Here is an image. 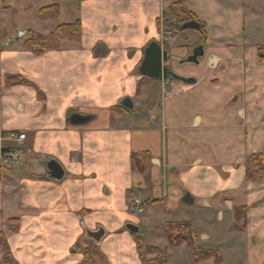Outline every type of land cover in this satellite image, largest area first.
I'll list each match as a JSON object with an SVG mask.
<instances>
[{
	"label": "crops",
	"instance_id": "0c3cea01",
	"mask_svg": "<svg viewBox=\"0 0 264 264\" xmlns=\"http://www.w3.org/2000/svg\"><path fill=\"white\" fill-rule=\"evenodd\" d=\"M18 1L0 7V152H25L22 165L0 178V231L16 264H79L75 247L89 250L93 264H141L125 225L142 236L214 212L233 224L234 207L245 211L247 264H264V176L248 181L244 168L264 147V0H55L59 15L39 19L40 34L79 20L80 40L41 56L24 49L25 29L5 27ZM175 2L203 29L163 42L161 20ZM153 42L167 53L165 65L193 85L140 74ZM199 45V63H184ZM5 77L31 85L6 86ZM75 115L85 120L73 124ZM132 154L149 156L142 173L131 167ZM51 160L62 179L48 176ZM138 193L148 203L140 217L129 211ZM9 219L19 220L16 232ZM191 224L200 245L222 239V230L209 236ZM98 230L104 236L95 243L87 232ZM168 249L177 264L193 261L187 247Z\"/></svg>",
	"mask_w": 264,
	"mask_h": 264
},
{
	"label": "trees",
	"instance_id": "16d2710c",
	"mask_svg": "<svg viewBox=\"0 0 264 264\" xmlns=\"http://www.w3.org/2000/svg\"><path fill=\"white\" fill-rule=\"evenodd\" d=\"M81 2L83 0H75ZM172 7H179L180 14L183 16V20L176 22L173 20L171 25L179 32L180 27L188 22H196V18L189 13L180 2H175L171 5ZM59 4H52L41 8L38 11V18L42 21L53 19L58 16ZM201 31L203 27L200 28ZM81 35V24L79 20H74L70 23H63L58 25L54 30L48 34H40L32 30H27L23 38L24 49L32 52L36 56H41L46 52L52 50H60L62 42H78ZM5 85H25L30 86L31 84L27 81L20 79L19 77H5ZM149 156L147 154H132L131 155V167L134 170L143 172L147 166ZM245 177L248 181L259 183L264 176V155L253 154L249 156L244 162ZM2 167L0 166V178ZM132 193H129L131 195ZM238 211V210H237ZM237 214V213H236ZM7 226L10 230L16 232L19 228V220L9 219L7 220ZM191 224L188 222H165L163 225V234L168 248H177L183 242L187 243L193 253V259L195 263L207 259L210 256L209 251H204L199 245L194 243V236L191 233ZM187 233V235L185 234ZM188 234H191L188 236ZM136 250L139 256L141 264H164L167 262L168 253L166 250H161L155 247L145 245L142 237L138 235L133 236ZM192 240V241H191ZM193 242V243H192ZM0 249L2 251V264H16L8 243L3 232L0 231ZM73 252H80L83 255V260L79 264H93V259L90 255L89 250L80 249L75 247ZM145 254H156L155 258L146 259Z\"/></svg>",
	"mask_w": 264,
	"mask_h": 264
},
{
	"label": "rangeland",
	"instance_id": "374dc122",
	"mask_svg": "<svg viewBox=\"0 0 264 264\" xmlns=\"http://www.w3.org/2000/svg\"><path fill=\"white\" fill-rule=\"evenodd\" d=\"M7 0H0V7H3V3ZM75 1V0H74ZM55 0H19L18 4L14 5L12 9L7 13V19L8 22L6 23V28L9 32L17 31V30H32L34 32L40 33L42 32L40 28V20L38 18V11L46 6L54 4ZM76 2V1H75ZM17 3V2H16ZM78 3V2H76ZM80 3V2H79ZM56 4V3H55ZM8 7V8H11ZM171 7V6H170ZM170 7L167 9L166 12L163 14V19L161 20V30L164 32L163 42H167L169 39H173L175 35L181 33V31H177L175 29V26L173 27L171 23L173 20L176 22H180V20H183L182 14H180L179 7ZM6 8V7H5ZM60 9V6H59ZM59 15V13H58ZM167 19L168 22H165ZM68 20V19H65ZM70 23V22H68ZM26 32L24 33L25 36ZM258 60L263 61L264 60V48H261L258 50ZM4 168L1 169L3 172ZM131 196V195H130ZM132 198H141L140 194H136ZM142 199V198H141ZM130 200H129V206H130ZM194 211H199L200 209L194 208ZM238 210V211H237ZM181 211V210H178ZM236 214L237 223L231 224L227 219H224L223 221H220V223L217 221L216 212L212 213L208 220L200 219L192 213L189 214L191 219L183 217L184 222L193 223V225L196 226V231L200 233L207 234L211 236V234L216 230H222V239L218 238H211L210 240H207L206 244L200 245L197 236L195 235L193 229H191L192 236H194V243L199 245L204 251H209L210 256L202 260L196 264H247L248 262V256H246L247 253V247L250 244V241H248L245 236L242 234L244 232V217H245V211L243 209H237L233 208V211ZM137 217H140V215H136ZM177 217V215H176ZM172 218V217H170ZM202 220V221H199ZM192 225V224H191ZM194 227V226H193ZM157 227H151L150 233L143 234L141 237L143 239V242L145 245L154 246L155 248L161 249L163 248L164 243V237H163V229H160L158 232ZM187 235V233H185ZM191 234H188V236ZM192 241V240H191ZM193 243V242H192ZM184 246L189 248L188 244L183 242L179 247ZM178 248V247H177ZM161 250H166L168 253L167 262L164 264H177L175 261V255L174 250H170L167 247ZM191 252V257L193 259V253L191 249L189 248ZM156 254H145L146 259H152L155 258ZM183 258V257H182ZM184 259V258H183ZM194 259L192 262H188V260L185 259L181 264H194Z\"/></svg>",
	"mask_w": 264,
	"mask_h": 264
},
{
	"label": "water",
	"instance_id": "95a60500",
	"mask_svg": "<svg viewBox=\"0 0 264 264\" xmlns=\"http://www.w3.org/2000/svg\"><path fill=\"white\" fill-rule=\"evenodd\" d=\"M199 28L200 25L194 21L185 23L180 27L181 30H198ZM203 55V46L199 45L192 50L191 55L183 62L197 65L199 63V59L202 58ZM167 60V53L165 51H162L161 47L157 43L153 42L144 51V59L140 65L139 72L143 76L162 82L165 86H167L170 81L181 82L184 87L191 86L195 83L194 79L182 78L173 73L165 65ZM173 92L176 91L172 89L171 93ZM171 93H168V96H170ZM122 106L129 110L133 108L132 103L129 99L124 100ZM84 120L85 119H83L82 117L75 115L71 118V123L74 124L78 121L83 122ZM46 169L50 178L54 180H60L63 178V170L57 162L53 160L49 161L46 165ZM182 202L185 205H191L193 203V200L189 194H185L182 198ZM125 229L133 236L139 234V227H137L136 225L127 224L125 225ZM87 235L93 242L99 243L104 236V232L102 230H98L95 232H87Z\"/></svg>",
	"mask_w": 264,
	"mask_h": 264
},
{
	"label": "built area",
	"instance_id": "2783aa9c",
	"mask_svg": "<svg viewBox=\"0 0 264 264\" xmlns=\"http://www.w3.org/2000/svg\"><path fill=\"white\" fill-rule=\"evenodd\" d=\"M10 137L21 142L25 140L24 134L10 133ZM262 154L264 155V147L262 149ZM25 157V152L22 149H4L0 152V166L4 169L17 168L22 165ZM148 203L141 198H132L130 200L129 211L133 215H142Z\"/></svg>",
	"mask_w": 264,
	"mask_h": 264
}]
</instances>
